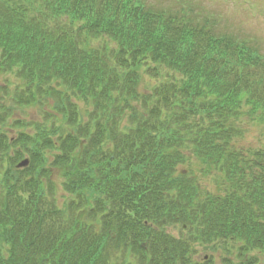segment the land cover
<instances>
[{
  "label": "trees",
  "instance_id": "trees-1",
  "mask_svg": "<svg viewBox=\"0 0 264 264\" xmlns=\"http://www.w3.org/2000/svg\"><path fill=\"white\" fill-rule=\"evenodd\" d=\"M161 9L0 0V71L18 79L1 109L38 110L0 115L17 129L0 130V264H258L264 137L242 140L249 122L264 124V50ZM146 75L158 79L144 92ZM24 152L31 165L17 169ZM189 155L198 164L180 169ZM198 246L220 262L195 259Z\"/></svg>",
  "mask_w": 264,
  "mask_h": 264
},
{
  "label": "rangeland",
  "instance_id": "rangeland-1",
  "mask_svg": "<svg viewBox=\"0 0 264 264\" xmlns=\"http://www.w3.org/2000/svg\"><path fill=\"white\" fill-rule=\"evenodd\" d=\"M158 1V0H153ZM199 5L200 8L204 11H210L222 14L224 17V22L222 27V32L225 33H233L239 36H255L261 39L264 43V0H195ZM164 4L168 3L169 0L163 1ZM264 47V46H263ZM148 76H145L144 82L141 86V89L144 90L147 87V82L150 80ZM8 81V82H7ZM10 82L15 84L17 82L16 76L14 73H0V87L5 86L6 83ZM11 88H14V85ZM3 93V91H2ZM7 104H11L9 99ZM80 108L82 109V116L85 120H88L89 116H86L85 110L90 109L89 104H85L84 102H80ZM31 113V114H30ZM36 111L35 109H31L27 111V115H31L32 117L35 116ZM29 119V118H28ZM248 124V123H247ZM264 124L258 122H249L247 127V132L245 133V137L242 140L243 144L245 145H252V146H259L262 144L264 135ZM263 135V136H262ZM188 164L180 166V169L188 168V166L192 163L196 166V162L194 159L190 158ZM1 165V163H0ZM62 173L60 172L61 178L58 179V195L63 196L67 195L63 188L64 181L62 180ZM199 175H203L199 171ZM58 176V175H57ZM216 176H202L201 182L202 185L210 190L217 189L216 187ZM66 200V199H65ZM64 201V199H63ZM169 232L180 235L181 229L179 225L176 226H168L167 229ZM230 244V243H229ZM196 254H194V258L202 259L205 255L211 256L213 252L210 249L198 246ZM220 253L213 254L216 257V260L220 262ZM227 254V251H223L222 253ZM232 254V253H231ZM237 256V255H236ZM258 264H264V253H260L257 256Z\"/></svg>",
  "mask_w": 264,
  "mask_h": 264
},
{
  "label": "water",
  "instance_id": "water-1",
  "mask_svg": "<svg viewBox=\"0 0 264 264\" xmlns=\"http://www.w3.org/2000/svg\"><path fill=\"white\" fill-rule=\"evenodd\" d=\"M28 163V161H24L23 163H22V165H26Z\"/></svg>",
  "mask_w": 264,
  "mask_h": 264
}]
</instances>
